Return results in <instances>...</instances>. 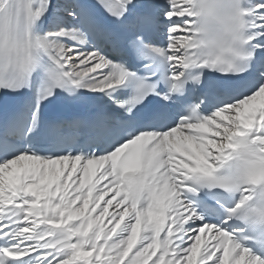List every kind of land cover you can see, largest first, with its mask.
Here are the masks:
<instances>
[{
	"label": "snow or ice",
	"instance_id": "1",
	"mask_svg": "<svg viewBox=\"0 0 264 264\" xmlns=\"http://www.w3.org/2000/svg\"><path fill=\"white\" fill-rule=\"evenodd\" d=\"M0 264H264V0H0Z\"/></svg>",
	"mask_w": 264,
	"mask_h": 264
}]
</instances>
